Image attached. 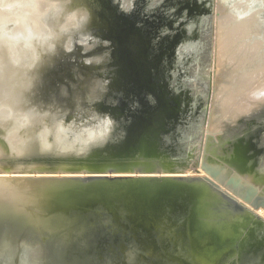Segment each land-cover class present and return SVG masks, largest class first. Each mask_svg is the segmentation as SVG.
<instances>
[{"label":"water","instance_id":"1","mask_svg":"<svg viewBox=\"0 0 264 264\" xmlns=\"http://www.w3.org/2000/svg\"><path fill=\"white\" fill-rule=\"evenodd\" d=\"M89 1L0 0V264H264V0Z\"/></svg>","mask_w":264,"mask_h":264},{"label":"flooded vegetation","instance_id":"2","mask_svg":"<svg viewBox=\"0 0 264 264\" xmlns=\"http://www.w3.org/2000/svg\"><path fill=\"white\" fill-rule=\"evenodd\" d=\"M84 1H87L88 3H92L89 0H81V2H84ZM99 1H100V3H97ZM97 2L96 3L98 5L96 4V8L98 10V13L110 16L112 18L113 25H117L116 29H115V33L112 36L113 38H111L110 35L108 36L105 33L103 35H105V36H107L113 40L112 43L116 48L115 52H120V51L124 52L126 50H130L133 53L131 60L135 64L139 65L140 71L142 72V75H144L143 71L145 68H148V64H147L148 62H147V57H144L142 54L143 46H145L146 44L142 41V38L140 37V32H139L140 30H138V29L136 30V33H138L139 36H138V34H134L132 31L127 30L126 33L124 34L123 39L120 38L121 35L119 36L117 34V32L122 33L121 32L122 28L125 29V28H127L128 24L132 23L131 19H130L131 15L128 17L121 16V14L118 12V10L115 6H113L112 9H109L108 7L111 5L109 0H106V1L105 0H97ZM193 9H195V7ZM110 29L112 30V28H110ZM125 56H127V55H123V58H125ZM147 73L149 74V71ZM141 78H142V76H141ZM139 81H140L139 86H143V84H142L143 80L140 79ZM152 89H154V87ZM135 94H137V93H135Z\"/></svg>","mask_w":264,"mask_h":264}]
</instances>
